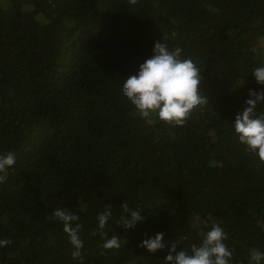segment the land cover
<instances>
[{
	"label": "trees",
	"instance_id": "1",
	"mask_svg": "<svg viewBox=\"0 0 264 264\" xmlns=\"http://www.w3.org/2000/svg\"><path fill=\"white\" fill-rule=\"evenodd\" d=\"M158 40L201 73L207 103L182 126L142 118L121 91ZM260 65L264 0H0V155L16 156L0 173V264H163L169 245L199 246L213 224L230 264H252L264 163L232 122L264 91ZM123 205L144 218L133 229ZM56 209L79 216L77 258ZM157 232L163 251L140 247ZM112 236L121 247L104 249Z\"/></svg>",
	"mask_w": 264,
	"mask_h": 264
},
{
	"label": "clouds",
	"instance_id": "2",
	"mask_svg": "<svg viewBox=\"0 0 264 264\" xmlns=\"http://www.w3.org/2000/svg\"><path fill=\"white\" fill-rule=\"evenodd\" d=\"M181 53L180 47L170 51L166 43L158 40L153 44L151 56L138 65L135 74L124 79L122 94L142 118L155 114L159 121L182 126L194 108L207 103L199 89L200 70L191 59H182ZM252 76L257 85H264V65L256 67ZM248 95L246 106L235 116L232 125L240 143L264 163V113L258 115L256 110V105L264 102V91L250 90ZM15 163L14 153L0 155V173L6 172ZM3 179L0 176V181ZM122 207L128 212L121 217V225L125 230L133 229L143 221L141 211L129 210L126 205ZM111 214V207L105 206V210L97 217L98 228L105 227ZM53 216L63 224V231L74 249L73 258L79 257L83 248V241L79 236V216L65 209H56ZM226 239L224 229L213 224L204 233L199 246L193 244L190 249L177 251L175 243L169 245L163 264H230L232 252L224 243ZM9 244L8 239L0 238V248ZM121 244L118 237L112 236L102 246L104 249H118ZM140 247L149 253L163 251L164 234L157 232L141 240ZM249 256L252 264L264 262V252L257 249H251Z\"/></svg>",
	"mask_w": 264,
	"mask_h": 264
}]
</instances>
